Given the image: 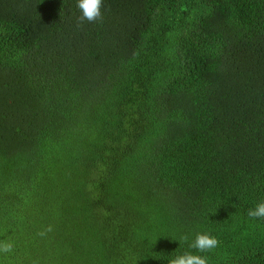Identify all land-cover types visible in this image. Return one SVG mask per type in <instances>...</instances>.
Masks as SVG:
<instances>
[{
    "label": "trees",
    "instance_id": "16d2710c",
    "mask_svg": "<svg viewBox=\"0 0 264 264\" xmlns=\"http://www.w3.org/2000/svg\"><path fill=\"white\" fill-rule=\"evenodd\" d=\"M76 5L0 0V264H264V0Z\"/></svg>",
    "mask_w": 264,
    "mask_h": 264
},
{
    "label": "clouds",
    "instance_id": "9594fccd",
    "mask_svg": "<svg viewBox=\"0 0 264 264\" xmlns=\"http://www.w3.org/2000/svg\"><path fill=\"white\" fill-rule=\"evenodd\" d=\"M77 8L81 15L78 17V27H82L84 22L97 23L103 21L101 13L102 0H77ZM247 215L249 218L260 219L264 218V202L257 203L254 208L248 210ZM47 232H51L52 228L49 226L46 229ZM39 235H45L42 231ZM184 242H188V236H182L180 238ZM220 244V241L208 234L197 233L193 240L188 243V248L194 251H185L182 254H178L172 257L168 264H208V257L205 253L213 252ZM14 245L11 241H0V253H11Z\"/></svg>",
    "mask_w": 264,
    "mask_h": 264
},
{
    "label": "bare ground",
    "instance_id": "6f19581e",
    "mask_svg": "<svg viewBox=\"0 0 264 264\" xmlns=\"http://www.w3.org/2000/svg\"><path fill=\"white\" fill-rule=\"evenodd\" d=\"M166 189V188H165Z\"/></svg>",
    "mask_w": 264,
    "mask_h": 264
}]
</instances>
